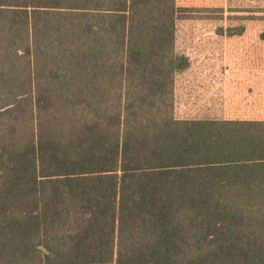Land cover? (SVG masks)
Returning a JSON list of instances; mask_svg holds the SVG:
<instances>
[{
    "label": "trees",
    "instance_id": "16d2710c",
    "mask_svg": "<svg viewBox=\"0 0 264 264\" xmlns=\"http://www.w3.org/2000/svg\"><path fill=\"white\" fill-rule=\"evenodd\" d=\"M182 18L0 0V264H264V119L174 116Z\"/></svg>",
    "mask_w": 264,
    "mask_h": 264
},
{
    "label": "rangeland",
    "instance_id": "374dc122",
    "mask_svg": "<svg viewBox=\"0 0 264 264\" xmlns=\"http://www.w3.org/2000/svg\"><path fill=\"white\" fill-rule=\"evenodd\" d=\"M175 49L190 58L177 75L179 119H264V0H176Z\"/></svg>",
    "mask_w": 264,
    "mask_h": 264
},
{
    "label": "crops",
    "instance_id": "0c3cea01",
    "mask_svg": "<svg viewBox=\"0 0 264 264\" xmlns=\"http://www.w3.org/2000/svg\"><path fill=\"white\" fill-rule=\"evenodd\" d=\"M189 59H190V58H189ZM188 68H189V67H188ZM188 68H187V69H188ZM187 69H186V70H187ZM184 71H185V70H184ZM184 71H183V72H184ZM181 73H182V72H181ZM179 74H180V73H179ZM176 77H177V76H176ZM175 80H176V79H175ZM174 86H175V84H174ZM212 119H214V118H212Z\"/></svg>",
    "mask_w": 264,
    "mask_h": 264
}]
</instances>
